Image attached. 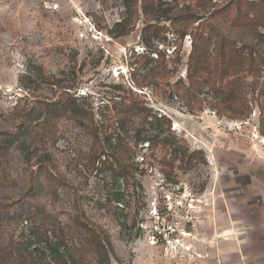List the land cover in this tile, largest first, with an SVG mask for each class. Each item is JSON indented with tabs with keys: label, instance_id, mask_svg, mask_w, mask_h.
Wrapping results in <instances>:
<instances>
[{
	"label": "rangeland",
	"instance_id": "1",
	"mask_svg": "<svg viewBox=\"0 0 264 264\" xmlns=\"http://www.w3.org/2000/svg\"><path fill=\"white\" fill-rule=\"evenodd\" d=\"M220 1L0 0V130L16 132L0 144V202L22 197L20 212L39 202L69 228L82 215L110 240L103 264H218L226 256L218 249L223 239L236 232L243 250L235 264L264 257V65L257 77L243 78L245 85L243 72L224 90L216 77L195 73L194 87L186 70L190 36L179 40L175 31L182 17L208 18L207 7ZM212 22L264 55V26L255 34L222 17ZM157 50L169 71L176 69L142 82ZM178 78L183 84L175 89ZM229 90L234 101L224 103L226 110L214 107ZM128 91L151 114L165 115L171 132L142 142L151 124L141 127L135 110L123 156L135 169L124 176L111 146L121 134L114 113ZM67 97L93 123L70 114ZM57 99L64 113L25 140L28 125L44 117L40 102ZM105 114L110 141L102 132L96 141L91 129H100ZM29 221L2 229L3 240L24 228L38 241ZM80 235H68L67 244L85 247L84 262L99 264Z\"/></svg>",
	"mask_w": 264,
	"mask_h": 264
},
{
	"label": "trees",
	"instance_id": "2",
	"mask_svg": "<svg viewBox=\"0 0 264 264\" xmlns=\"http://www.w3.org/2000/svg\"><path fill=\"white\" fill-rule=\"evenodd\" d=\"M144 1V0H143ZM150 1V0H145ZM145 4V2H144ZM209 17L201 19L202 17L190 15L182 17L179 21V25L176 28L177 38L182 40L186 34H189L191 39V49L188 54L187 60V75L190 85L196 86L197 81L194 80L195 73H205L210 76L216 77L219 82L222 83V90L232 88L234 80L237 78L239 72H243L242 84H246L243 80L248 75H254L257 77L264 65V55L257 51V47L249 43H241L238 45V41L232 38L228 33L221 30L219 27L213 25V19L224 18L225 21H229L230 26L246 29L250 33L256 34V28L258 26H264V0H221L209 5ZM174 20V18H172ZM172 20V21H173ZM211 20V21H208ZM197 22L196 26H193L194 22ZM212 44L213 58H210L209 45ZM256 49V50H255ZM156 59L155 64L146 69L143 75L142 82H146L147 75L149 77H163L168 78L170 72L166 64L164 63V57L160 54V51H155ZM257 53V54H256ZM142 57V56H141ZM146 56H143V58ZM176 69L173 67L172 72ZM171 72V73H172ZM232 77V78H229ZM183 84V80L178 78L172 87L177 89L179 85ZM225 87V88H224ZM231 90L226 94L221 95L214 101L213 106L218 107L220 110H226L227 107L224 103H231ZM244 94V95H243ZM184 96V95H183ZM185 97V96H184ZM191 97H187L186 100H190ZM64 102L66 104V110L72 115H84L91 123H93V115L91 113L82 114L76 109L74 98H66ZM240 99L246 104L245 92H242ZM239 99V101H240ZM192 101H196V96ZM61 101L59 99L40 102V107L44 111L43 119L37 124L32 126L28 125L29 135L25 140H30L38 131L43 133V127L49 126L51 129L53 124L51 123V116L57 113H64L62 110ZM120 108L114 113L118 117V129L121 134H116V140L112 143L113 155L116 156V164L120 163L119 169L124 176L132 175L135 169L133 162H128L124 156L126 154V143L124 142L129 135V124L133 116V112L138 110L140 117V125L144 127L146 123L151 124V135L147 137H139L140 132L137 133L139 140L147 141L150 145L152 140L162 132L170 133V120L165 115L156 116L151 114L150 108L143 105L137 96H133L131 91L124 92L120 98ZM247 108V106L245 105ZM32 110V109H31ZM249 112V111H247ZM248 113H242L240 117H246ZM110 115H103L100 129L92 127L91 131L94 135V139L99 141V132H102L108 142L110 141V133L113 129L110 128L109 118ZM150 120H148V118ZM264 134V130L261 129ZM16 135L15 131L0 130V144L2 143V137L10 138ZM131 147H129V150ZM4 157L0 154V168L4 163ZM143 160V158H142ZM22 197L11 202H0V264H86L84 261L86 257V248L77 247L75 243L70 240V245L67 244L69 238L68 235L73 236L75 232L81 230V239L91 244L92 254L96 256L99 264H103L102 260L110 251V240L108 236L102 232L96 225L84 219L82 215H76L74 217V226L72 228L60 226L53 217L39 202L31 203L27 202L29 211L20 212L17 211L20 205ZM21 203V204H20ZM26 218L30 219V228L32 232H35L32 236H41L38 241L30 239L31 236L25 235V229L22 228L21 232L13 238L11 234L10 238L5 239L2 235V229L12 225V228L17 227L24 222ZM50 225V235H47L46 225ZM66 241V243H65ZM65 243V244H64ZM64 246V247H60ZM33 246V247H31ZM71 246V247H70ZM108 246V247H106ZM106 247V248H105Z\"/></svg>",
	"mask_w": 264,
	"mask_h": 264
},
{
	"label": "crops",
	"instance_id": "3",
	"mask_svg": "<svg viewBox=\"0 0 264 264\" xmlns=\"http://www.w3.org/2000/svg\"><path fill=\"white\" fill-rule=\"evenodd\" d=\"M236 234H238V233L236 232L235 235H231V237H227V238L223 239L224 240L223 245L221 247H219L218 249H220L221 250L220 252L226 256L224 257V259H222V262L220 261V263H218V264H235V261L242 259L240 251H242L243 249L240 246V244H241L240 241H238L240 236L236 237ZM226 247H230V249H229V250H231L230 253L227 251L228 249ZM240 248H241V250H240ZM242 255H244V254H242ZM263 258L264 257H259L258 259L254 260V258L252 256L244 257L243 264H251L252 261H255V264H256L257 263L256 261H259V260L262 261L261 259H263ZM262 262H264V261H262Z\"/></svg>",
	"mask_w": 264,
	"mask_h": 264
}]
</instances>
